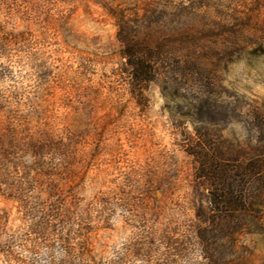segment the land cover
I'll list each match as a JSON object with an SVG mask.
<instances>
[{"label":"rangeland","instance_id":"1","mask_svg":"<svg viewBox=\"0 0 264 264\" xmlns=\"http://www.w3.org/2000/svg\"><path fill=\"white\" fill-rule=\"evenodd\" d=\"M120 24L166 36L159 79ZM212 254L264 264V0H0V264Z\"/></svg>","mask_w":264,"mask_h":264},{"label":"trees","instance_id":"2","mask_svg":"<svg viewBox=\"0 0 264 264\" xmlns=\"http://www.w3.org/2000/svg\"><path fill=\"white\" fill-rule=\"evenodd\" d=\"M125 33L126 28L120 24L119 39L123 45L122 55L123 58L127 60L129 71L133 80L137 82V84H141L159 79L162 76V73L165 72V65L168 61V53L165 51L164 45H162V40L165 39L166 36H161L159 33L155 34V32H150L149 37H137ZM258 166V163H253L251 168L256 170ZM248 170L250 169H242V171L245 172L243 173V176L247 177ZM216 203H219L220 206V208H218L219 213L225 214L223 219L227 221H234L235 224L237 223V227L242 225L244 218L250 212L249 210L252 206L251 203L248 202L246 192H243L241 196H236L232 200ZM226 212L231 213L230 216H226ZM201 238L207 246H210L211 249H216V243L213 239L208 238L207 234H201ZM207 255H210V252H208ZM206 257L212 258L214 260V263L212 262L213 264H218L214 254Z\"/></svg>","mask_w":264,"mask_h":264}]
</instances>
